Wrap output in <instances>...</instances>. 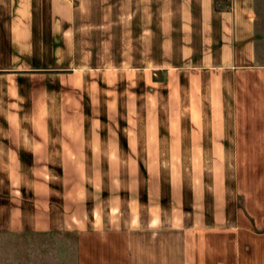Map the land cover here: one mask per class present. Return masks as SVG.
<instances>
[{
  "label": "crops",
  "instance_id": "crops-1",
  "mask_svg": "<svg viewBox=\"0 0 264 264\" xmlns=\"http://www.w3.org/2000/svg\"><path fill=\"white\" fill-rule=\"evenodd\" d=\"M50 233L264 264V0H0V234Z\"/></svg>",
  "mask_w": 264,
  "mask_h": 264
},
{
  "label": "rangeland",
  "instance_id": "rangeland-1",
  "mask_svg": "<svg viewBox=\"0 0 264 264\" xmlns=\"http://www.w3.org/2000/svg\"><path fill=\"white\" fill-rule=\"evenodd\" d=\"M136 168L137 163H132ZM142 168L144 167V163ZM164 175L174 163H162ZM185 164V163H184ZM187 164V163H186ZM185 164V165H186ZM191 164V163H189ZM213 163H206L208 168H213ZM245 163L227 162L222 163L221 169H227L229 174V186H235V170ZM59 163H54L55 168H59ZM126 171L129 170V163H124ZM219 166V165H218ZM223 166V167H222ZM90 170L92 167H89ZM144 169V168H143ZM235 199V202L239 203ZM70 233H50L34 235H1L0 234V264H76V251H74V242L72 245Z\"/></svg>",
  "mask_w": 264,
  "mask_h": 264
}]
</instances>
